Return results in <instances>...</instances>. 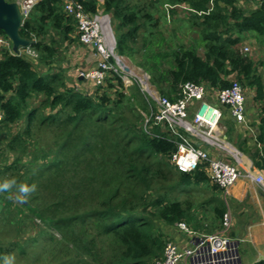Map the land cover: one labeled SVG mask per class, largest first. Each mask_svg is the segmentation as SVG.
Masks as SVG:
<instances>
[{
    "label": "trees",
    "instance_id": "obj_1",
    "mask_svg": "<svg viewBox=\"0 0 264 264\" xmlns=\"http://www.w3.org/2000/svg\"><path fill=\"white\" fill-rule=\"evenodd\" d=\"M79 1L90 13L102 5L111 22H119L118 55L134 52L132 44L142 25L130 0ZM259 1L258 8L248 9L241 0H170L174 11H184L201 33L206 51L202 56L194 48L174 50L171 67L161 73L150 68L152 84L174 99L183 82L221 89L231 85L232 76L254 89V98L263 99L264 83L255 62L239 48L248 33L264 37V0ZM63 4L64 0H40L20 29L22 36L35 40L31 47L45 70L27 56L0 49V143H5L0 147V183L9 182L11 187L3 190L12 194L19 193L22 185H35L32 191H21L29 198L22 207L29 211L32 226L39 227L35 220L45 225L37 234L73 250L76 257L66 264L86 257L95 264H152L163 255L167 227L192 221L189 208L171 193L208 183L207 165L192 172L178 170L171 162L177 146L167 135L147 136L138 118L124 117L123 84L116 76H109L106 84L80 89L56 70L61 54L56 39L47 38L49 28L64 44L80 41L79 33L70 36L78 29ZM251 141L254 149L249 157L263 169L264 118L256 141ZM11 203L0 194V210ZM225 210L216 206L217 217L222 218ZM17 211L24 212L20 207ZM26 245L24 240L0 247V261L11 247L26 254Z\"/></svg>",
    "mask_w": 264,
    "mask_h": 264
},
{
    "label": "built area",
    "instance_id": "obj_2",
    "mask_svg": "<svg viewBox=\"0 0 264 264\" xmlns=\"http://www.w3.org/2000/svg\"><path fill=\"white\" fill-rule=\"evenodd\" d=\"M39 1L16 0L22 12V25ZM63 8L76 23L80 43L91 49L86 57L89 68L78 69L77 78L90 81L93 85H103L109 76H116L126 89L137 82L147 102L142 131L150 137H161L164 133L175 143L177 150L172 154L171 161L178 170L196 171L205 163L210 181L224 192L241 178L258 185L264 192V168H256L253 162L245 163L239 151L236 155L232 152L234 163L225 155L231 152L227 146L231 144L225 136L227 128L222 124L223 107L229 110L234 122L251 132L253 140L257 138V128L253 129L248 121L247 97L240 81L233 80L229 87L221 89L192 81L183 82L176 97L171 99L150 84V74L138 76L120 59L108 14L100 10L90 13L79 0H64ZM173 8L169 5L168 11ZM4 48L14 53L11 40L0 32V49ZM243 50L248 51L249 48L244 47ZM19 55L33 60L39 57L31 46L20 48ZM125 66L129 67V71L124 69ZM2 120L3 113L0 111V123ZM221 224L219 231L199 235L186 222H177V229L190 235L192 244L180 247L168 240L162 257L156 258L152 264H242L238 241L230 236L232 219L229 211L223 214Z\"/></svg>",
    "mask_w": 264,
    "mask_h": 264
},
{
    "label": "rangeland",
    "instance_id": "obj_3",
    "mask_svg": "<svg viewBox=\"0 0 264 264\" xmlns=\"http://www.w3.org/2000/svg\"><path fill=\"white\" fill-rule=\"evenodd\" d=\"M98 1L102 4L101 0ZM130 3L134 5L141 14L140 23L142 26L136 43L132 44L135 48L134 52L129 55L119 56L129 65L131 71L138 76H142L145 73L150 74V84L159 91L157 88L158 86L156 87L154 86L155 84H152L154 73L150 68L154 67L155 70L161 73V71L171 67L173 64L172 52L181 47L194 48L203 56L206 51L205 42L201 33L191 25L188 15L184 11L178 9L177 11H174L176 9H170V11H168V4L172 5L170 0H130ZM99 8L100 12L107 14L103 11L102 5ZM146 13L148 16H143ZM109 16L111 17V15ZM118 23L117 20H112V28L115 36ZM56 32L55 29L50 27L47 38L53 36L56 39L58 42V51L61 54L57 63L61 64L64 60L66 62L64 65L67 67L66 65L69 64L67 58L68 50L64 49V42L61 41L62 37L55 34ZM245 36L242 43L239 44L240 51L244 56L251 58L255 62L257 73L264 83V37H260L255 33H248ZM244 47H248L249 50L244 51ZM32 62L35 63L39 70H45V67L42 66L43 64L41 65L39 63V57ZM84 62H86L87 65V60H84ZM82 68L86 67H75V73H77L78 69ZM87 68H89L88 65ZM59 69H61V67ZM229 80L233 81L238 79L231 76ZM70 83L72 82L70 81ZM241 84L247 97V110L249 112V114L247 113L248 121H250V126L256 129L261 119L264 118V98H254L255 90L247 87L242 82ZM120 90L123 91L124 94L122 104L120 105L124 117L133 121L138 118L139 126H141L144 117L143 112L147 111V102L144 93L140 90L137 82H134L128 89L120 87ZM222 124L227 128L225 133L227 142L241 154H245L241 144L246 143L247 140L251 141V139H253L251 138V132L248 129L246 130L243 126L238 128L234 125L231 126L229 120H225V118H222ZM236 139L237 142H235ZM3 145L5 146V143H0L1 148ZM225 155L227 156V160L232 163L235 162V157L232 152H226ZM245 155H247V153ZM222 192L224 193L223 190ZM0 194L13 202V205L11 203V205L6 206V209L5 207H1L0 210V247H6L15 241L25 240L28 242V246L26 245V254L20 253L16 248L14 250V248L11 247L12 252L7 253L0 262L4 261L5 257H9L12 259V264H66L68 259L76 257L73 250H68L66 245L50 241L46 238L45 234H37L45 228V225L40 223L39 220H35L39 224V227L32 226V222L29 218V211L22 207V202L28 203L29 198L24 196L21 191L17 194H12L11 192L7 193L5 190L0 189ZM171 197L182 200L185 203V207L189 208L192 221L189 220L187 224L190 229L196 231L197 234L213 233L220 228L221 219L217 217L215 207L223 204L224 200L222 199L225 198V195L222 196L219 187L210 180L208 183L202 185H193L184 189H176L171 193ZM3 205L2 203L1 206ZM18 207L24 211L23 214L18 213ZM2 210H8V213H3ZM10 220L14 223H11ZM48 231L49 233L55 232V234L53 233L54 236L56 238L59 237L55 230L50 229ZM30 236H36L38 239L32 241L31 238H29ZM99 246H101V244ZM80 260V262H76L75 264H84L85 260L89 261L90 264L96 263L90 257H86L85 259L80 258Z\"/></svg>",
    "mask_w": 264,
    "mask_h": 264
},
{
    "label": "crops",
    "instance_id": "obj_4",
    "mask_svg": "<svg viewBox=\"0 0 264 264\" xmlns=\"http://www.w3.org/2000/svg\"><path fill=\"white\" fill-rule=\"evenodd\" d=\"M241 3L245 8L256 9L258 8V6H260L261 2L259 0H242ZM72 34L70 35L71 37H76V34L78 35V32L75 31V33ZM63 47L64 49L68 50L67 58L69 60V64L66 65L67 67H65L64 64L66 62L63 60L61 64H57L55 67H61V71H63L64 76L66 77V80L70 85H75L80 89H83L84 87L89 88V85L92 86L91 82L77 78V75L75 73V67L87 68L86 62H84V60H86V56L91 50L90 47L82 45L78 40L75 42L66 41ZM58 68H56V70H60ZM70 81L72 83H70ZM223 110L225 120L228 119L237 128L241 126L234 122V120L230 117L229 110L227 108L223 107ZM247 113L249 114L248 110ZM235 142H237V139L235 140ZM253 143L250 140H247L246 143L241 144L242 150H244L245 154L247 153V155L242 154L248 159V162L246 163L252 162L249 154L254 149ZM230 146L233 147L232 145ZM233 149L236 148L233 147ZM213 155L217 156V153H214ZM219 190L222 193V196L225 195V198H221L222 200H224L222 205L226 209L225 212L229 211L231 214L232 226L230 230V236L238 241L241 263H263L264 192L258 185L245 178L239 179L230 189H228L227 192L223 193L222 189L220 188ZM219 219H221L222 223V218ZM221 228L222 224L220 228L215 232L219 231ZM167 229L169 240L175 242L180 247H187L192 244L191 236L185 232L179 231L175 225L172 227H167Z\"/></svg>",
    "mask_w": 264,
    "mask_h": 264
},
{
    "label": "water",
    "instance_id": "obj_5",
    "mask_svg": "<svg viewBox=\"0 0 264 264\" xmlns=\"http://www.w3.org/2000/svg\"><path fill=\"white\" fill-rule=\"evenodd\" d=\"M22 26V12L16 1L0 0V30H2L12 42L14 54L19 55L20 48L32 46L34 39H28L20 34ZM124 69L129 71V67Z\"/></svg>",
    "mask_w": 264,
    "mask_h": 264
},
{
    "label": "clouds",
    "instance_id": "obj_6",
    "mask_svg": "<svg viewBox=\"0 0 264 264\" xmlns=\"http://www.w3.org/2000/svg\"><path fill=\"white\" fill-rule=\"evenodd\" d=\"M111 18V17H110ZM112 23V22H111ZM113 29V28H112ZM114 32V31H113ZM115 35V33H114ZM258 130V128H257ZM252 138V137H251ZM10 186V183L9 182H4L3 184H0V189H7L9 188ZM35 188V185H32L31 187H28V186H21V191L22 192H29V191H32L34 190ZM0 264H12V259L9 258V257H5L4 261L0 262Z\"/></svg>",
    "mask_w": 264,
    "mask_h": 264
},
{
    "label": "bare ground",
    "instance_id": "obj_7",
    "mask_svg": "<svg viewBox=\"0 0 264 264\" xmlns=\"http://www.w3.org/2000/svg\"><path fill=\"white\" fill-rule=\"evenodd\" d=\"M121 60H122V58H120ZM228 146V148H229V150L231 151V152H233L235 155L238 153L237 152V150L236 149H233V147H231L230 145H227ZM234 150V151H233ZM242 160L246 163L248 160H247V158L246 157H244V156H242Z\"/></svg>",
    "mask_w": 264,
    "mask_h": 264
}]
</instances>
